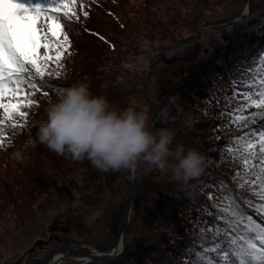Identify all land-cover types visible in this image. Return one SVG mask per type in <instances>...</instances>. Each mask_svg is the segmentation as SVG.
<instances>
[{
	"label": "trees",
	"instance_id": "1",
	"mask_svg": "<svg viewBox=\"0 0 264 264\" xmlns=\"http://www.w3.org/2000/svg\"><path fill=\"white\" fill-rule=\"evenodd\" d=\"M241 4L242 0H93L84 9L88 17L85 19L78 8L81 20L66 29L73 55L64 62L62 75L54 74L53 64V75L45 79L63 89L86 83L93 95L105 96L114 109L135 106L144 112L150 127L152 114L142 87L155 50L196 35L204 26L229 20ZM262 20L264 0H249L248 14L240 21L204 32L200 39L155 60L148 80V93L157 113L153 132L171 130L172 148L182 144L185 149H197L205 157L206 168L198 179L182 186L170 173L137 166L135 207L126 246L119 257L102 260L106 264H147L148 260L162 264L169 258L175 264H188L184 250L209 235L193 229L185 217H197V212L188 209L192 202L207 199V183L218 182L217 178L232 182L229 161L221 162L219 152L213 149H219L236 133L235 124L221 127L228 112L224 96L232 94L230 76L239 80L238 75H232L234 65L264 49V29L256 28ZM59 92L55 87L42 89L35 97L36 104L26 109L27 121H18L25 127L3 138L0 264H47L50 256L46 254L52 250L109 252L117 242L131 169L99 171L87 159L75 161L38 141V122L47 118L45 110L56 102ZM213 93L220 97L219 103H207ZM254 111L249 109L244 115ZM211 191L220 194L215 188ZM208 203L224 206L216 198ZM248 211L259 220L254 210ZM59 213L70 218L73 233L29 253V247L45 236L47 225ZM169 231L176 235L170 236ZM71 245L77 247L72 249Z\"/></svg>",
	"mask_w": 264,
	"mask_h": 264
},
{
	"label": "snow or ice",
	"instance_id": "2",
	"mask_svg": "<svg viewBox=\"0 0 264 264\" xmlns=\"http://www.w3.org/2000/svg\"><path fill=\"white\" fill-rule=\"evenodd\" d=\"M92 2L0 0V148L7 133L25 127L18 121H27L26 109L36 104L35 97L42 89L65 90L60 85H49L45 77L53 75L50 71L53 64L54 74L62 75L64 62L73 55L66 29L81 20L78 8L85 19L88 17L84 9ZM256 28L264 29V20ZM232 75H238L239 80L230 76L232 94L224 96L228 112L221 127L235 124L236 133L213 151L219 152L221 162L229 161L234 174L231 184L223 178L207 183V199L190 204L189 212L198 215L195 219L191 216L185 219L193 229L209 235L199 244L191 242L184 250L188 264H264V49L246 55L234 65ZM43 95L48 96V92L44 91ZM212 100L219 103L220 97L213 93L207 103ZM249 109L256 111L244 115ZM224 115L221 114L222 118ZM213 188L219 196L211 191ZM214 198L224 206L210 205L208 201ZM249 209L256 212L259 220ZM169 235L176 234L169 231ZM169 242L174 244L175 240ZM147 264L152 261L148 260ZM162 264L175 262L169 258Z\"/></svg>",
	"mask_w": 264,
	"mask_h": 264
},
{
	"label": "clouds",
	"instance_id": "3",
	"mask_svg": "<svg viewBox=\"0 0 264 264\" xmlns=\"http://www.w3.org/2000/svg\"><path fill=\"white\" fill-rule=\"evenodd\" d=\"M45 111L47 118L38 122V141L75 161L87 159L99 171L147 165L170 173L182 186L205 171V157L197 149L182 144L172 148L171 130L153 132L144 112L135 106L116 110L105 96L93 95L86 83L57 93Z\"/></svg>",
	"mask_w": 264,
	"mask_h": 264
},
{
	"label": "water",
	"instance_id": "4",
	"mask_svg": "<svg viewBox=\"0 0 264 264\" xmlns=\"http://www.w3.org/2000/svg\"><path fill=\"white\" fill-rule=\"evenodd\" d=\"M248 11H249V0H243L240 9L229 20L222 22V23H219V24L204 26L199 30V32L196 35H191L188 37L179 38L174 43L160 47V48L155 50V52L153 53L152 57L149 60V65H148L146 72L144 74L143 87H142V93L148 102V105H149V108H150V111L152 114V123L150 125V129L152 131H154L155 125L157 123V113H156L155 106L153 104V100L148 93V80H149V76L151 74V71L153 69L155 60L161 54H163L165 52L177 49L189 41L200 39L204 32L224 28V27L230 26V25L240 21L244 16H246L248 14ZM237 17H240V19H237ZM177 46H179V47H177ZM136 177H137V167L131 169L127 204H126V208H125L122 220H121L117 242L114 245V247L111 249V251H109V252H89L87 254L62 252V253H58V254L54 255L48 261L47 264H60L63 260H66V259L75 260V261L79 262L78 264H85V263L93 262V261L115 259V258L119 257L120 255H122L124 252V249H125V245H126V232L128 229L129 218H130V215L133 213L134 207H135ZM55 230L60 231V230H62V228L59 226L55 227V229L50 228V231H55ZM42 244H43V242L41 240L36 241L28 249V252H30V253L33 252L35 247H39Z\"/></svg>",
	"mask_w": 264,
	"mask_h": 264
},
{
	"label": "rangeland",
	"instance_id": "5",
	"mask_svg": "<svg viewBox=\"0 0 264 264\" xmlns=\"http://www.w3.org/2000/svg\"><path fill=\"white\" fill-rule=\"evenodd\" d=\"M242 2H243V0H242ZM242 5V4H241ZM241 7V6H240ZM240 9V8H239ZM238 9V10H239ZM236 14V13H235ZM128 193H129V190H128ZM61 227L62 228V230H55V231H50V228H54L55 229V227ZM73 228H74V224L73 223H71V220H70V218L68 217V216H66L65 214H55L54 216H53V218H52V220L50 221V223L47 225V228H46V233H45V236L44 237H42L41 239H37L36 241H38V240H41L42 242H43V244L42 245H40L39 247H35V249L36 248H40V247H42V246H45V245H47V246H49V245H51V244H53L54 243V241L55 240H58V239H65L68 235H70V234H72L73 233ZM36 241H34L33 242V244L36 242ZM32 244V245H33ZM31 245V246H32ZM30 246V247H31ZM126 246V245H125ZM29 247V248H30ZM72 249L73 248H75V247H77L76 245H71L70 246ZM82 248H84V246H82ZM34 249V250H35ZM53 251V250H52ZM51 251V253H47L46 255H49L50 256V259L54 256V255H56V254H58V253H62V252H55V251H53L52 252ZM89 252H99V251H96V250H94V249H90L89 250ZM30 253V252H29ZM32 253V252H31ZM49 259V260H50ZM48 260V261H49ZM75 260H69V259H66V260H63L60 264H71L72 262H74ZM77 262V261H76ZM48 263V262H47ZM77 263H79V262H77Z\"/></svg>",
	"mask_w": 264,
	"mask_h": 264
}]
</instances>
